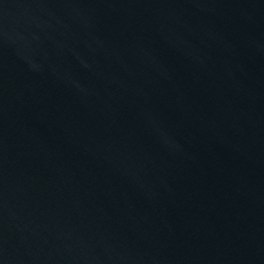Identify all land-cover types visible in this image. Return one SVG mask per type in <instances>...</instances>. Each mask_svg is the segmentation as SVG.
<instances>
[{
  "label": "water",
  "instance_id": "1",
  "mask_svg": "<svg viewBox=\"0 0 264 264\" xmlns=\"http://www.w3.org/2000/svg\"><path fill=\"white\" fill-rule=\"evenodd\" d=\"M0 264H264V0H0Z\"/></svg>",
  "mask_w": 264,
  "mask_h": 264
}]
</instances>
